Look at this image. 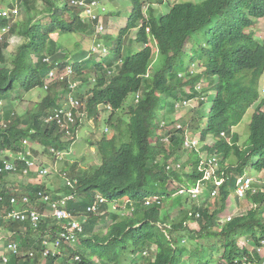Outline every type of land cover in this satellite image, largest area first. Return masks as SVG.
I'll list each match as a JSON object with an SVG mask.
<instances>
[{
	"label": "trees",
	"instance_id": "1",
	"mask_svg": "<svg viewBox=\"0 0 264 264\" xmlns=\"http://www.w3.org/2000/svg\"><path fill=\"white\" fill-rule=\"evenodd\" d=\"M39 1L44 4L42 10L37 7ZM62 1L0 0V100H6L16 91L28 93L38 87H45L48 75L56 72L54 85L50 88V99L41 106L37 114L2 127L4 121H8V116L0 113V169L6 162L1 152L6 151L17 158L16 164L22 171L26 168V163L18 159V154L24 149L25 140L39 143L45 149H66L60 127L47 125L46 116L63 107L62 103L66 104V101L71 107L78 100L84 105L85 99L90 113L89 121L98 116L96 114L100 105L112 106L115 112L119 111L132 93L142 89L144 80L139 77L146 74V66L154 56L153 50L146 45L153 41L160 48V57L168 59L173 51L179 52L194 34H198L199 22L220 13L226 16L229 12L222 0H206L201 5L178 4L169 0L166 13L158 12V5L164 4V0H132L130 18L125 27L115 33L112 55H96L98 61L90 63L88 60L91 55L83 58L82 52L85 50L80 45L71 51V55L55 47L56 39L66 35H93L92 23L96 21L95 15L91 14L86 20L79 17L78 11L70 6V1L65 9H57L56 4ZM227 2H231L230 5L238 9L242 16L247 11L251 17L257 19L256 14L264 11V0ZM107 4L109 0H100L98 9L102 15V24L108 30L110 17ZM22 8L32 14V18L26 22L11 24L10 15L4 16V13L15 9L20 11V15ZM145 8L148 17L145 15ZM212 22L207 24L211 25ZM247 22L249 23L243 29L235 24L216 39H206V46L209 45L210 48L209 51L208 48L204 50L208 51L209 63L203 58V77L211 80L220 75L223 85L216 84V97L209 99L214 104V113L203 123V138L212 134L215 144L212 147L205 146L202 152L219 156L227 171L247 169L252 162L253 168L260 172L264 170V114L256 113L253 116L249 146L246 149L239 146L240 137L233 133V129L240 125L247 111L258 100L259 89L251 83L240 86L236 91L231 82L243 71L257 70L264 64V43H260L253 34L246 33L251 28L249 24L254 25L251 20ZM8 27L11 34L23 38L18 52L11 56L5 53L7 44L1 43L2 30ZM137 29L134 37L130 36ZM148 30L151 33H147ZM210 30L209 28L204 33L208 35ZM132 38L134 40L129 47L134 49H127V42ZM94 42L97 46L102 42L108 44L110 35L107 32L97 35ZM139 46H143L142 51H137ZM197 46H203L201 37L198 38ZM92 47L95 46H89V50ZM71 60H76V63ZM67 68H72L73 75L60 82L57 70L61 73L66 72ZM178 75L179 73L169 68L157 74L151 86L164 92L170 100L178 101L180 93L186 96L184 83ZM201 79V76L196 80L192 79L188 85L194 90L195 84ZM74 83L76 87H72ZM62 93L67 95L60 97ZM149 94L148 89L144 91V97ZM200 95L197 93V96ZM167 107L171 112L177 111L171 101ZM114 111L109 121L105 122L109 129L116 131L119 127L117 123L121 119L115 120ZM73 114L77 117L79 112L74 110ZM55 115L56 113L52 116ZM146 122L143 112L138 111L137 114L134 113L131 126L129 125V135H126L127 140L122 146L116 147L115 134V138H105L99 143L100 152L103 154L105 151V161L101 168L77 171L75 165L69 164L67 177L59 178L57 187L63 185V188L54 197L77 193L80 203H72L70 210L85 211L99 201L97 195L101 194L105 202L98 204V211L104 216L92 215L86 226V236L82 240V247L85 249L78 251L82 257L81 263H72V257L68 255L64 259L50 257L48 264H58L59 259L60 262L63 260L62 264H98V261L99 264H126L130 255V264H219L221 261L227 264H247L255 261L247 248H240V241L247 238L258 245L264 239V210L250 211L223 225L220 219L222 206L217 201L197 207L193 212L181 210L170 217L163 215L162 203H152L150 208L144 209L146 199L169 196L166 187L170 178L165 169L163 155L168 152V146L173 148L172 153L182 150L183 147L181 131L173 133V130L167 131L156 122L147 126ZM199 122L200 119L196 122L197 126ZM168 133L173 136L171 141L166 142ZM110 145L114 148L113 154L107 148ZM14 157L11 161H14ZM74 171L77 172L75 176ZM10 177V172L0 173V197L11 195L9 183H5ZM54 180L48 181V184ZM66 180L70 183H66ZM76 181L79 183L74 192ZM158 188L164 190L158 192ZM37 189L46 190V187L30 184L20 194H33ZM49 192L54 193L50 189ZM249 199L253 204H264V194ZM120 201H124L127 206L130 202L137 205L133 218H126L120 212L109 210L110 204L118 206ZM190 201L187 199V202ZM107 222L111 225L105 232L103 225L106 224H100ZM45 230L42 227L41 239L34 249L41 254L35 261L25 258L27 262L24 264L43 262L42 237ZM29 233L36 232L29 227ZM25 247L28 248V242ZM154 247L156 250L153 256L147 257L145 253L152 252ZM10 264H18V260L15 259Z\"/></svg>",
	"mask_w": 264,
	"mask_h": 264
},
{
	"label": "clouds",
	"instance_id": "2",
	"mask_svg": "<svg viewBox=\"0 0 264 264\" xmlns=\"http://www.w3.org/2000/svg\"><path fill=\"white\" fill-rule=\"evenodd\" d=\"M99 1L100 0H70L71 7L75 8V10L78 11V16L81 17L83 20L89 18V14L95 15L96 21L92 23L95 39L97 35H103L106 32L108 33V35H110L111 32L109 27L107 30V28H105V26L102 24V15L100 10L98 9ZM168 1L169 0H164V4L158 5L160 13L167 12ZM205 1L206 0H172V2H177L178 4L188 3L194 5L204 4ZM222 1H224L225 5H227L228 7L229 12H227L226 16L220 13L211 19H207L198 23V27L200 28L197 33L198 36L201 37L203 40L202 47L199 48L197 46L198 40L196 42L194 41V34L193 37L185 43L184 47H182L179 52L173 51L170 54V58L162 59L160 57V48L158 45H155L153 41L150 45H146V47H150L153 50L154 56L151 62L146 66V68L148 67L146 74H143L139 77L141 80H144V83H142V89L137 93L131 94L135 96L133 103L121 112H125L129 116L126 135H129V125L131 126L134 113L137 114L138 111L143 112L144 118L147 121L146 126L156 122V124L161 125V128L166 129L167 131L173 130V133L176 131H181L183 133V147L182 150H179L180 154L177 156L176 152L172 153L173 150L168 149V152L163 155L165 169L166 172L169 173L170 178L167 183V186H169L172 191H177L179 195L186 197V199L193 200L199 197V187L187 189L182 186L180 188H177L176 181L180 180V176L186 178L188 181H191L193 184L196 183L198 185H201L204 182L212 184L213 187L211 190V197L213 199L205 205L217 201L221 206L222 204L219 200V195L229 198L232 194L236 193L238 198L248 197L249 199L252 196L264 194V189L257 187L256 178L250 176L249 166L247 169L239 168L237 170L227 171L223 168L222 159L219 156L211 155L208 152H202L205 146L212 147L215 144V139L212 134L207 135L205 139L203 138V123H205L204 120H209V117L212 116L214 113V104L210 103L209 99H213V93H215L216 97V84L218 83L220 85H223V78L220 75H216V77L212 78L211 80L207 79L206 77H203V74L205 72V69L202 68L203 58H206L207 62L209 63L208 51L210 46H206V39H216L217 37L221 36V34L225 33L228 28L234 27L235 24H238L240 28L243 29L245 24L249 23L247 22L248 20H251L254 25L251 26V24H249V28H251L246 30V33L253 34L257 40V36L261 34V32H259L258 30L264 29V11L262 14L261 11L256 14L257 19L251 17L247 11H244V16H242L240 15L238 9H234V7L230 5L231 2H227V0ZM19 12L20 11L18 9L11 10L9 13H4V16L10 15L9 21L11 22L12 20L18 18ZM146 12L147 8H145V15L147 16ZM12 14H14V16H12ZM210 21L213 22L211 25H208L207 23ZM202 23L206 25L203 26ZM110 25L111 23L109 19V26ZM209 28L211 29L210 33L206 35L204 32ZM254 28H257V32L254 30ZM7 31H9V27L4 28L2 30V33H6ZM133 32H135L136 34L138 32V29L134 30ZM148 32L151 33L150 30H148L147 33ZM258 41L260 43H264V41ZM190 44L191 47L188 48V45ZM93 45L95 46L93 47V52H95V55L99 57H109L112 55V52L108 48L101 49V43L97 46L94 42ZM205 48H208V51H205ZM142 49L143 46H139L137 48V51H142ZM120 63H118V65ZM169 68L172 69L174 72L179 73L178 77L184 83V93L186 94V96H188V98L186 96H182V94L180 93L178 101L170 100L164 92L151 86V83L156 77V75ZM197 70H199L200 72L196 74ZM57 73L60 78V82H62L66 78H69L70 75H73L72 68H67L66 72L61 73H59V71L57 70ZM55 76V71L53 73L51 72L48 75L45 87H38L28 93L16 91L14 94H10L12 96L11 105H9L8 103V98L10 95L6 100L1 99L0 113H2V115L6 114L8 116V121H4L2 127H7V125H11L14 122H17L19 119H25L37 114L41 106L50 99V88L54 85ZM200 76L202 77L201 81L197 82L195 84L194 90H192V88L188 85V82L192 79L196 80ZM263 77L264 64L261 66V68L257 70L243 71L231 82L232 87H235L236 91L238 90V88H240V86L251 83V85L259 89V98L256 102H261L254 115L256 113L264 114V84L262 83ZM72 87H76V83H74ZM177 88L179 89V87ZM37 89H40L41 93L36 96H43L42 101L35 103V105L30 109L27 114L23 116H18L15 110V105L18 100H24L25 95H30ZM147 89L150 91V94L149 96L144 97V91ZM197 93L201 95L197 96ZM60 97H62V94ZM85 101L87 100L85 99L84 105H82L83 103L78 100L76 103L71 104V107L70 104H68V102L66 101V104L62 103L63 107L54 110L50 115L46 116L45 118V122L47 125H58L60 127L62 133L64 134V145L66 146V149L59 150L57 147L45 149L39 143H34L32 140H25L24 149L18 154V159L20 158V161L26 163V168L23 171L20 169L19 166H17L16 157L10 156L11 153L8 151L1 152V155L5 156L6 162L4 166L0 169V173L7 171L10 172V175H12L13 177H20L22 180V182L20 183V187H23V189H25V187L30 184L32 186L44 185L46 187V190L37 189L36 193L33 194H20L22 191L19 189V187L9 183L8 187L9 191H11V195L5 194L0 197V234L4 232L7 233V235H5L4 237L0 236V242L8 241L7 245L4 248L0 246L1 264H10L15 259L18 260V264H24L27 262V260L25 259L27 257L35 261V259L41 254L40 252L35 251L34 249L39 244V240L41 239L42 227H45L46 230L43 233L42 237L43 262L41 264H43L44 262V264H48V259L50 257H61L60 259H64L68 255H71L72 263L82 262V257L78 253V251L81 248L85 249V247H82V240L86 236V226L90 222L92 215H97V217L104 216L103 213H99L98 204L104 203L105 198L101 194H98L97 197L99 201L87 210H70V205L72 203L75 205L79 204L80 198L77 193L67 196L61 195V197H54L56 196V189H58L56 188V181H59V178L61 176L67 177L66 171H68L69 168L66 167V165H68V163L73 162L77 164L78 153L74 152V146L82 142L79 141L81 140V138H83L82 132L84 131L83 128L86 123L88 125H93L95 128L99 126L97 133L99 132L102 137L101 140H98L96 134L95 138L90 142L91 147H96V151H98L99 155L101 156L102 163L100 166L89 170L101 168L104 165L105 151L103 154L100 152V150L98 149L99 143L105 138H115V133L110 134L108 124L104 133L100 130V123L102 119L105 118V121L108 122L110 116L113 114L114 109L112 108V106L104 107L105 105H100L99 111H97L96 114V116L98 115L96 117L97 119L94 118L89 121L90 113L88 110V106L86 105L87 103ZM170 101L175 104L177 111L171 112V109L167 107ZM126 102L124 104H126ZM205 104H208L207 111H205L204 109ZM123 107L120 110H122ZM189 108H193L194 110H196L197 116H193V118L188 124H181L173 126L171 128L168 126V121H170L171 117H173L176 112ZM74 110H77L79 112V115L77 117L73 114ZM117 112L114 111L115 114ZM55 113L56 115L52 116ZM103 114H108V117L106 118L105 116H103L101 119V116ZM119 114L120 113H117V115ZM199 119L200 122L197 126L196 122ZM240 125L233 129V133L238 134L240 137L239 146L243 149H246L249 146V140L245 144L242 143V136L237 132V129ZM171 136H173L172 133H168L166 142L171 141ZM223 136H225V134H223ZM124 140H127L126 136ZM121 141L122 140H119L116 137V147H119ZM210 141L211 144H209ZM107 148L110 154L114 153V148L112 147V145L108 146ZM40 152L47 153L49 156H51V158L54 160L55 165L50 166L46 162L41 160L37 156ZM194 153L198 155L201 161L202 154L207 153L209 163H207L204 168L196 169L194 167L192 155L189 156V154ZM12 157H14V161H11ZM185 158H189L188 164L187 162L183 161V159L185 160ZM186 165L191 166V170L189 172H184ZM254 171L260 174L264 173V170L259 172L254 169ZM26 179H28V184L25 181ZM49 179L55 180L53 183L48 184V182H46L45 180ZM66 183L69 184L70 181L66 180ZM78 183V181L74 183V192L77 190ZM49 189L54 193L51 194L49 192ZM160 198L161 197L156 196L154 198L146 199L145 205L149 206L150 204L156 202L162 203ZM130 203L131 204L128 206L125 205L127 213L129 214V216H127L126 218H133L135 216L134 213L137 210V205L133 202ZM251 204L253 206H258L260 204L264 205L263 203ZM119 211L121 210H117V212ZM246 214L247 213L243 215ZM232 220V218H229L226 223H229ZM102 224H108V228L111 225V223L107 222L101 223L100 226ZM104 226L105 225H103V228L106 232L108 228H105ZM18 227L24 228L25 232L17 231L16 229ZM29 227H31V229L36 233L30 234ZM241 241L240 248H247L252 255V259L255 260L252 261V263L247 264L262 263L263 259L260 256L264 253V239L261 240L260 244L258 245L251 242L250 239H247L246 241L242 242ZM27 242L28 248L26 249L25 244ZM30 244H33V246L31 247ZM253 246L255 248H253ZM155 250L156 247H154L152 252H146L145 255L147 257H151L153 256ZM6 251L11 253V257L10 255L5 253ZM131 257V255L127 257L128 262L126 264H130ZM60 259L58 260V264H62L63 260H61L60 262ZM97 263L99 264V261Z\"/></svg>",
	"mask_w": 264,
	"mask_h": 264
},
{
	"label": "rangeland",
	"instance_id": "3",
	"mask_svg": "<svg viewBox=\"0 0 264 264\" xmlns=\"http://www.w3.org/2000/svg\"><path fill=\"white\" fill-rule=\"evenodd\" d=\"M13 0H11L12 2ZM70 0H63L62 3H58L56 4V8L57 9H65L67 7V5L69 4ZM186 1V0H184ZM132 0H109V4H107L108 7V12H109V17H110V23L111 25L109 26V29L111 30L110 32V42L107 44L106 42H102L101 49H105L108 48L111 52L113 51V47H114V41H115V33L118 32L119 30H121L122 28H124L126 21H128V19L131 16V12H132ZM71 6V5H70ZM37 7L40 8V10H42L44 8V4L43 2L39 1L37 4ZM158 12H160V9L158 7ZM87 15V14H85ZM84 15V16H85ZM29 18H32V14H28L26 12V10L24 8H22L21 14L19 15V17L16 20H12L11 24H15L17 22H26ZM48 21V20H47ZM254 30L257 32V28H254ZM259 32H261V34H259L257 36L258 40L264 41V29L263 30H258ZM135 35V32H131L130 36ZM198 34H195L193 39L196 42L198 40ZM117 38V37H116ZM94 39H95V35H85L84 37H82L81 35H66L60 38H57V44L55 45V47H57V49L60 51H64L66 53H69V55H71V51L77 47V46H81L83 50H85L84 52H82L83 54V58H87L89 55H91V58L88 60V62L90 63H96L97 62V58L95 55V52H93V47L90 48L89 50V46H92L94 44ZM134 38H132L130 41L127 42L128 44V48L127 49H134V48H130L129 46L132 44ZM22 41L23 38L21 36L15 35V34H11L10 31H7L6 33H2V39H1V43L2 44H7V47L5 48V53L8 54V56H11L12 54H15L18 52L19 48L22 45ZM191 47V44L188 45V48ZM88 48V49H87ZM89 50V51H88ZM72 63H76V60H71ZM70 61V62H71ZM200 71L197 70L196 74L199 73ZM215 82V81H214ZM262 83L264 84V77L262 78ZM264 88V86H263ZM41 93L40 89L35 90L32 94L30 95H25L24 96V100H18V102L16 103V113L18 116H23L25 114H27L30 109L35 105V103L37 102H41L43 96H36L39 95ZM62 95H67V93H62ZM213 95V99L215 98V93L212 94ZM36 96V97H35ZM135 99L134 95H131L126 104L124 105L123 109L118 111L117 113H120L119 115H117V113L115 114V120L116 119H121L120 123H117V125H119V127L116 129V131H114L115 129L110 128V134L115 133L116 137L119 140H122L120 143V146H122L123 143H125V136L127 133V124L129 122V116L124 112L121 113L126 107H129L133 101ZM12 102V96L10 95L8 98V103L9 105H11ZM260 102L258 101L256 102L246 113L241 125L239 126V128L237 129V132L242 136V143H247L249 140V136H250V124L252 122V117L254 115V113L257 111L258 107L260 106ZM205 111H207L208 109V104H205L204 107ZM105 116L106 118L108 117V114H103L101 116L102 117ZM193 116H197V111L194 110L193 108H189V109H184L181 111H178L175 113V115H173V117H171L170 121H168V126L171 128L173 126H177V125H181V124H188L190 122V120L193 118ZM101 121V120H100ZM106 122H105V118L102 119L101 123H100V130L101 132L104 133L105 129H106ZM84 129V131H83ZM82 129V134H83V138H81V140L79 142H85V143H79L76 144L74 146V152L78 153L77 154V164L70 162L68 163V165H66V167L69 168V164L70 165H75L77 171L78 170H89V169H93L97 166H100L102 163V159L101 156L99 155L98 151H96V147H91L90 146V142L95 138L96 134L98 137V140H101V135L98 131L99 126H97L96 128L93 125H88L87 123L85 124L84 128ZM209 144H211V141L209 142ZM95 149V150H92ZM168 149L173 150V148H171L170 146H168ZM177 156L180 154L179 150L176 151ZM192 155V160L194 162V167L196 169L199 168H204L205 165L207 163H209V159H208V155L207 153H203L202 154V161L199 159L197 154H189V156ZM41 160H43L44 162H46L48 165L50 166H54V160L51 158V156H49L47 153H43L40 152L37 155ZM188 160L189 158H185V160L183 159L184 162H187L188 164ZM191 170V166L190 165H186L185 171L184 172H189ZM36 171V170H35ZM249 172H250V176L255 177L256 178V183H257V187L258 188H263L264 189V173L260 174V173H256L253 169V164L252 162L249 165ZM77 174V172H73V175L75 176ZM28 179H26L25 181L28 184ZM49 180H45L46 182H51ZM22 182L20 177L17 176H12L8 179H6L5 183H11L14 184L15 186L19 187V189L21 191H23V187H20V183ZM177 182V188L180 187H185L187 189H192V188H198L199 187V197L197 199H193L190 202H187L186 197H183L181 195H179V193L177 191H172L171 188L169 186L166 187V190L168 191L169 194V198L168 197H162L160 198L162 201V210L164 212V216L170 217V216H175L177 215L181 210H189L190 212H193L195 208L205 205L208 202H210L213 198L211 197V190L213 185L212 184H208L206 182H204L201 185H198L196 183H192L191 181H188L186 178H183L180 176V180L176 181ZM57 185L59 183V181H56ZM64 184V182H63ZM26 186V185H25ZM56 191H58L59 189L63 188V185H61L60 187L56 186ZM164 189L162 188H158L156 189V191L161 192ZM219 200L222 204V209H221V214H220V219H221V224H224L228 221L229 218H232L233 220H236L237 218L243 216V214L248 213L250 211H257L260 212L261 210H264V206L263 205H258V206H253L250 203V200L248 199V197H243V198H238L236 193L232 194L229 198H226L222 195H219ZM151 206H145L144 209H148ZM138 208V207H137ZM109 210L112 212H117V210H121L119 211L124 217L129 216V214L127 213L126 207H125V203L124 201H120L118 206H115L113 204L109 205ZM105 228H108V224H106L104 226ZM17 231H21V232H25L24 228L18 227L16 229ZM5 235H7L6 232L1 233L0 236L4 237ZM247 239H242V241H246ZM241 241V242H242ZM8 241H3L0 242V246L2 248H4L7 245ZM30 246L32 247L33 244H30ZM188 247H190L188 245ZM253 248H255L253 246ZM264 251V250H263ZM6 254L10 255L11 257V253L10 252H5ZM263 260L262 263H258V264H264V253L261 254L260 256ZM45 263V262H44ZM43 263V264H44ZM1 264V262H0ZM219 264H226L225 262H221Z\"/></svg>",
	"mask_w": 264,
	"mask_h": 264
},
{
	"label": "bare ground",
	"instance_id": "4",
	"mask_svg": "<svg viewBox=\"0 0 264 264\" xmlns=\"http://www.w3.org/2000/svg\"><path fill=\"white\" fill-rule=\"evenodd\" d=\"M102 3V2H101ZM99 4V3H98ZM104 4V3H103ZM102 5V4H101Z\"/></svg>",
	"mask_w": 264,
	"mask_h": 264
}]
</instances>
